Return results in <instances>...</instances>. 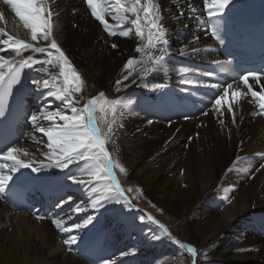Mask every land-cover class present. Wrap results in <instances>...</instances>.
<instances>
[{
  "label": "bare ground",
  "instance_id": "1",
  "mask_svg": "<svg viewBox=\"0 0 264 264\" xmlns=\"http://www.w3.org/2000/svg\"><path fill=\"white\" fill-rule=\"evenodd\" d=\"M246 1L235 0L227 13L232 14ZM154 2L160 6L168 40L162 51L154 50L155 56L164 55L158 68L148 62L144 53L136 52L142 42L135 35L134 26L119 19L124 13L116 0H99L105 20L117 30L116 36L110 35L92 16L85 0H41L44 7L53 11L54 38L83 79L82 90L73 92L74 100L78 96L86 103L104 93L119 101L116 115L111 113V131L106 136L111 157L116 162H124L131 171L130 178L175 220L164 224L152 216L148 224V213L135 211L113 193V199L100 208L103 211L90 214L95 217L94 223L78 234L86 249L75 244L70 250L64 243L69 234L52 221H59L63 227L70 226L74 221L65 215L76 199L69 192L74 189L84 198L92 196L95 201L101 192L94 193L92 189L102 190L105 183H87L91 177L87 171H82L88 170V164L83 161L67 169L45 168L40 173L24 169L23 179L15 183L28 185L36 207L28 212L14 210L0 195V264H103L102 259L111 256L121 258L120 264H139L136 260L139 249L148 250L150 246H156L155 254L160 257L155 264H264V168L260 167L264 164V110L250 93L244 95L248 86L243 82L225 83L208 75L204 64L219 59V55L203 23L207 16L203 0ZM120 3L128 6L132 0H120ZM128 15L130 19L135 18L131 13ZM120 28L132 30L124 37L119 35ZM0 29L35 47L49 44L39 37L32 40L31 29L24 26L6 0H0ZM3 33H0V55L16 62L29 56L35 60L46 59L44 54L32 49H22L20 55L6 49L2 41L7 37ZM146 42L145 39L143 43ZM113 44L117 47L113 48ZM129 58L144 61L147 73H140L138 63L129 79L124 80L128 75L124 65ZM42 67L40 64L25 66L26 85L30 90L26 117L18 125L16 140L10 146L20 140V151L16 155L33 163L45 160L44 153L49 149L47 137L36 130L29 117L41 110L45 114L67 111L61 101L47 97L42 87L44 79L51 83V78L59 75L60 64L54 61L47 66V72ZM182 67L189 72L181 73ZM117 80L121 81L119 85ZM186 80L192 83H185ZM33 81L41 82V87ZM57 83L62 84V80ZM229 84L232 87L217 108L215 99L223 95V88ZM249 84L260 92L264 79L260 84L249 80ZM81 105L75 103L77 108ZM41 122V126H50L44 125L45 120ZM115 174L121 183L120 176ZM68 175H75L77 180L86 183H73L66 178ZM69 196L72 197L70 204L56 206L59 199L66 201ZM93 201L82 206L84 211L76 219L78 222L82 214L90 211ZM45 208H48L47 215L43 212ZM139 216L145 217L143 222ZM156 221L167 227L171 236L166 235ZM102 225L114 244L110 254L107 250L98 253L90 247L94 232ZM133 233L138 235L134 239ZM152 236L159 237L162 244L150 242ZM173 238L196 247L197 257L181 249ZM127 239L132 242L131 248L125 245ZM145 255L150 259L153 254ZM181 255H185L184 259ZM113 263L114 258L109 264Z\"/></svg>",
  "mask_w": 264,
  "mask_h": 264
},
{
  "label": "snow or ice",
  "instance_id": "2",
  "mask_svg": "<svg viewBox=\"0 0 264 264\" xmlns=\"http://www.w3.org/2000/svg\"><path fill=\"white\" fill-rule=\"evenodd\" d=\"M11 5L16 16L19 17L26 28L31 29L32 40H37L38 37L45 41H49L47 47L39 48L32 44L26 43L22 40L15 39L14 37L3 33V29H0V33H3L7 38L3 39L2 43L6 49L15 51L16 55H20L21 50L32 49L34 52L42 53L46 56L44 60H35L32 56L26 59L16 62L14 59L8 58L6 55H0V116H4V97L6 90L4 88L5 77H9L12 83L19 82L20 69L25 66H33L36 64L42 65L44 72L48 71V65H53L54 61L60 64V73L58 76L49 79H44L42 87L45 90L47 97H52L55 100L61 101L67 111L47 112L41 110L40 113L32 114L29 119L32 124L36 127V130L43 136L47 137L46 147L49 149L48 152L44 153L46 159L40 160L33 163L32 160L20 159L16 153L20 151L17 148L10 147L7 151L0 153V161H7L0 163V195L6 197L8 191L11 190V184L15 183L18 179H23L22 170L30 169L33 173H40L43 169L49 167H57L60 169H67L69 165L73 163H79L80 161L85 162L89 165L90 171L87 174L91 177V180L87 183L103 181L105 183L104 188L96 189L93 188V192H101V196L98 197L92 203V209L98 211L99 208L103 207L104 204L113 199V193L118 194L120 199L128 202L126 196L127 191L131 189H123L120 186L117 175L114 169L119 168L120 172H124L125 169L119 163H117L106 149V139L101 134V129L97 122L96 112L98 110L109 111L111 110L113 116L116 115V105L119 101H113L110 106L100 104L99 97H104V93H100L99 97H92L84 103L82 108L75 107V103L78 101L74 100L73 92H80L83 86V79L80 74L71 66L70 61L61 49L56 39L54 38V14L51 8H46L41 3V0H6ZM88 7L91 8V14L98 21H100L109 34L112 36L117 35V30L112 28L104 17V10L100 7L99 0H85ZM119 8L122 9L123 15L119 17L122 22H127L131 26H134L135 35L140 38L141 44L137 45L136 52L144 53L148 57V62L153 63L154 67H159L164 61V55L155 56L154 50L162 51V46L168 44L166 39V27L163 23V17L161 16L160 6L154 0H132V3L126 6L120 3V0H116ZM235 0H203V5L207 9L208 19L203 23L210 25L211 36L221 43L224 42V31L227 16V11ZM191 5L189 8L191 9ZM135 17L133 19L129 18ZM143 13V17L141 16ZM183 15V13H180ZM145 27L147 28V34H145ZM132 29L124 30L120 28L119 35L127 37ZM146 39V43H143ZM113 48L117 45L113 44ZM140 64V73L146 74L147 69L144 67V61H137L135 58H129L124 65V68L128 70V75L124 76V80H128L129 77L135 71L136 64ZM221 63V62H216ZM231 65V61L223 62ZM228 69L225 68L224 71ZM181 73H188V68H180ZM213 75L212 73L208 74ZM264 79V73L258 71H246L243 75L239 76V80L247 85V92L244 95L251 94V97L257 101L258 107L264 110V85H261V91L257 92L253 89L252 85L249 84V80H254L257 84ZM58 80H62V84L57 83ZM136 81L133 80L134 84ZM185 83L191 84V80L184 81ZM33 83L39 88L41 82L33 81ZM121 81L117 80L116 84H120ZM211 87H217V85H210ZM232 87L231 84L223 88V95L218 96L215 99V106L219 108L221 102L228 95L229 89ZM107 103V102H106ZM229 111H231V105H229ZM70 113V114H69ZM207 115V113H204ZM45 120L49 122L48 127L41 126L39 121ZM235 120V117H233ZM62 122V123H58ZM111 131V126L109 127ZM35 140V137H33ZM25 155L27 153L25 152ZM264 168V164L260 165ZM231 171V169L229 170ZM17 173H21L17 176ZM73 183L85 184L83 180H77L75 175H68L66 177ZM72 197L69 196L67 201H71ZM67 201L61 199L56 205L62 207ZM119 202V200H117ZM130 205V202H129ZM73 211L75 213L83 212L84 209L81 206H76ZM94 216H87L82 220L81 223H71L68 227H63L59 221L53 220L52 222L69 234V238L64 241L66 245L71 247L77 244L79 239V232L82 229L87 228L89 225L94 223ZM140 222H143L145 217L139 216ZM149 220H153V217L148 216ZM158 226L169 236L171 233L168 228L156 221ZM77 234H72V233ZM159 239V237H155ZM174 243L179 245L181 249H186L187 252L191 253L193 258L197 257V248L193 247L190 243H182L179 239L173 238ZM103 264H109V261H103Z\"/></svg>",
  "mask_w": 264,
  "mask_h": 264
},
{
  "label": "rangeland",
  "instance_id": "3",
  "mask_svg": "<svg viewBox=\"0 0 264 264\" xmlns=\"http://www.w3.org/2000/svg\"><path fill=\"white\" fill-rule=\"evenodd\" d=\"M76 96V95H75ZM77 99L75 100V101H78V104H82L81 105V107H83V105H84V103H85V100L84 99H79L78 98V96L76 97ZM99 100H100V104H104L105 106H110L111 105V103L113 102V101H117L116 100V98L115 97H113V96H110L109 94H105L104 95V97H99ZM107 102V103H106ZM60 105H62V103H60ZM80 107V108H81ZM116 107H117V105H116ZM56 107H52V110L53 111H55L56 109H55ZM164 110H166L165 108L163 109V111ZM111 113H112V111L111 110H109V111H107V112H105V111H102V110H99V107H98V110H97V112H96V118H97V122H98V124H99V127H100V129H101V134H102V136H104L105 137V139H106V136H107V133L109 132V127H110V116H111ZM161 113H162V111H161ZM164 113V112H163ZM39 124H41V125H43V123L41 122V121H39ZM45 126H47V125H49V122H45V124H44ZM33 133H37V131H32ZM20 140H17V142L15 143V145L13 146L14 148L16 147L17 149H18V147H19V145H20ZM19 143V144H18ZM106 145H107V142H106ZM108 146V145H107ZM121 160H118L117 162L122 166V167H124V169H126L124 172H120V170H119V168H116L114 171L115 172H117L118 173V175L120 176V181H121V183H120V186L123 188V189H125V190H127V189H131V191H127L126 192V196H127V198H128V205H129V202L131 203L129 206L130 207H132V209H134L135 211H145L146 213H148V216L150 215L151 217L152 216H155V217H157V218H159L160 219V221H161V223H164V224H166V222L168 223L171 219L172 220H175V218H174V216H169V215H167L166 213H164V211L163 210H161V208L158 206V205H156L154 202H152V200L143 192V189L141 188V186L139 185V184H136L134 181V179L133 178H130L131 177V171L130 170H128L125 166H124V162H120ZM91 169H90V167H89V165H88V171H90ZM83 174H84V172H83ZM129 176V177H128ZM123 182V183H122ZM139 185V186H138ZM68 190H70V188L68 189ZM78 190H80V189H78ZM144 193V194H143ZM69 194L71 195V196H73L74 197V199H76V202L75 203H73V205H71V207H70V209H69V211L70 212H66V217L68 216L69 218H71L74 222L73 223H81L82 222V220L83 219H85L88 215H90V214H94L95 212H101V211H103L102 209H100L99 208V210L98 211H95L94 212V210L92 209V207L90 208V211H91V209H92V211L90 212V211H88L87 212V216L86 215H84V214H82V219L81 220H79V222H78V220H76L78 217H80V213H78V214H76V213H74V211H73V209L76 207V206H87V203H90V201H93V199L94 198H92V196H91V198H87V197H83V196H81L80 194H77V192H75L74 191V189H72V191H70L69 192ZM60 200L61 199H59L58 201H57V204L60 202ZM64 200V199H63ZM66 201H67V199H66ZM69 204H70V201H67ZM69 204H68V206H69ZM79 204V205H78ZM105 205V204H104ZM67 206V207H68ZM123 206V205H122ZM66 207V208H67ZM68 210V209H67ZM71 210L73 211V213H71ZM101 210V211H100ZM147 210V211H146ZM90 212V213H89ZM96 214V213H95ZM85 216V217H84ZM102 218L104 219L105 217L104 216H102ZM147 220H148V218H147ZM147 223L148 224H150V222H149V220L147 221ZM151 224H152V222H151ZM153 226H154V224H153ZM155 227V226H154ZM88 228V227H87ZM87 228H85V229H87ZM104 228V225H102V227H100V229H98L96 232H94L95 233V235H94V238L91 240V248L94 250H96L98 253H103V251H105V250H107V252H108V254H110L111 253V251L113 250V248H114V244H113V242H111V240L109 239V236H108V234L106 233V232H108V230L107 229H103ZM85 229H82L81 231L82 232H84L83 230H85ZM103 229V234L100 236V237H98L97 235H98V233H100V231ZM145 229H147V228H145ZM155 229L157 230V228L155 227ZM79 232V234L80 233H82V232ZM144 231H147V230H144ZM113 233H114V231H112ZM93 233V234H94ZM72 234H76V233H72ZM141 235V234H140ZM166 235H168V234H166ZM136 236H138V235H136V233H133L132 234V238L134 239ZM164 237H166V236H164ZM132 238H130V240H132ZM129 239H127L126 240V242H125V245L127 246V247H129V248H131L132 247V242H129L130 241ZM133 241V240H132ZM128 242V243H127ZM150 242H154V244H159V245H161L162 244V242L160 241V239H156L155 237H151V239H150ZM131 243V244H130ZM77 244L78 245H81V246H83L82 248L83 249H86V244H84L82 241H80L79 239H78V242H77ZM158 245V246H159ZM150 247H152V248H150V249H148V250H143V249H139V251H138V256L136 257V260H137V262H139V264H144V263H146V264H155V261L158 259V257L159 256H156V254H155V251H156V246H150ZM63 249V253H65V251H66V248L65 247H63L62 248ZM148 252H151L153 255H152V257L150 258V259H147L146 258V255L145 254H147ZM90 255H92V253L90 254ZM142 256V257H141ZM183 256V257H182ZM181 257L184 259V257H185V255H181ZM114 258V263L113 264H120V263H122L121 262V258H119V257H113V256H111V257H109V258H103L102 259V261H105V260H107V261H111L112 262V259ZM160 258V257H159ZM120 259V260H119ZM144 260H146L145 262H144ZM141 262V263H140ZM153 262V263H152ZM164 264V263H163Z\"/></svg>",
  "mask_w": 264,
  "mask_h": 264
}]
</instances>
